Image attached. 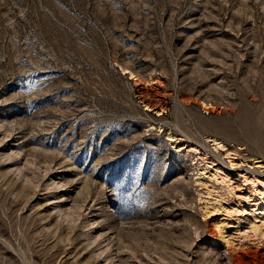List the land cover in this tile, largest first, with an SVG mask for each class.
Here are the masks:
<instances>
[{"label":"rangeland","instance_id":"obj_1","mask_svg":"<svg viewBox=\"0 0 264 264\" xmlns=\"http://www.w3.org/2000/svg\"><path fill=\"white\" fill-rule=\"evenodd\" d=\"M0 264H264V0H0Z\"/></svg>","mask_w":264,"mask_h":264},{"label":"bare ground","instance_id":"obj_2","mask_svg":"<svg viewBox=\"0 0 264 264\" xmlns=\"http://www.w3.org/2000/svg\"><path fill=\"white\" fill-rule=\"evenodd\" d=\"M183 147H184V146H183ZM184 148L186 149V148H188V147L186 146V147H184Z\"/></svg>","mask_w":264,"mask_h":264}]
</instances>
